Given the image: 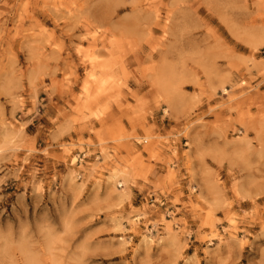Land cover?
Returning a JSON list of instances; mask_svg holds the SVG:
<instances>
[{
	"label": "rangeland",
	"instance_id": "1",
	"mask_svg": "<svg viewBox=\"0 0 264 264\" xmlns=\"http://www.w3.org/2000/svg\"><path fill=\"white\" fill-rule=\"evenodd\" d=\"M0 264H264V0H0Z\"/></svg>",
	"mask_w": 264,
	"mask_h": 264
},
{
	"label": "bare ground",
	"instance_id": "2",
	"mask_svg": "<svg viewBox=\"0 0 264 264\" xmlns=\"http://www.w3.org/2000/svg\"><path fill=\"white\" fill-rule=\"evenodd\" d=\"M104 80L100 81V82H103ZM105 82V81H104Z\"/></svg>",
	"mask_w": 264,
	"mask_h": 264
}]
</instances>
